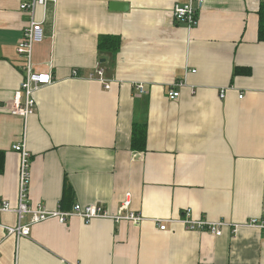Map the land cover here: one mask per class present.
Segmentation results:
<instances>
[{"label": "crops", "instance_id": "obj_1", "mask_svg": "<svg viewBox=\"0 0 264 264\" xmlns=\"http://www.w3.org/2000/svg\"><path fill=\"white\" fill-rule=\"evenodd\" d=\"M22 1L0 0V202H19L12 145L24 134L30 205L93 204L142 220L50 218L16 238L4 228L17 224L16 214L0 211V264H264V234L245 224L264 213L261 0H203L191 27L172 14L188 0L37 5L43 39L33 44L31 63L52 82L35 92L26 119L6 110L23 78L16 46L29 14ZM103 35L119 37L115 52L98 49ZM97 65L108 89L88 77ZM172 87L175 99L167 96ZM136 124L145 127L143 149L131 146ZM186 209L191 218L230 225L220 236L189 230L181 222ZM156 219L172 222L161 230ZM29 222L27 214L22 223Z\"/></svg>", "mask_w": 264, "mask_h": 264}, {"label": "built area", "instance_id": "obj_2", "mask_svg": "<svg viewBox=\"0 0 264 264\" xmlns=\"http://www.w3.org/2000/svg\"><path fill=\"white\" fill-rule=\"evenodd\" d=\"M58 0H24L20 3L19 8L29 14V20L23 27L22 37L19 40L16 51L22 58L21 68L23 70V78L14 91L11 102L6 105V110L14 116H19L26 119L35 112V92L42 86L48 85L52 82V77L48 72H37L33 69L31 63L32 46L35 43L41 42L43 39L42 21L34 19V9L37 5L46 7L48 4L56 3ZM203 0H188L184 3H175L172 9L174 20L186 23L188 27L194 26L197 22V8L200 7ZM197 4V5H196ZM73 76H78L77 71H72ZM89 78H96L101 82L105 89L110 87V80L105 77V70L102 66L97 65L95 71L88 75ZM182 85V82L175 83L176 88ZM174 87L167 92L169 99H175L179 96V91ZM134 88L138 93H145V86L142 83H135ZM221 98L224 97V91L221 90ZM241 97V95H239ZM12 149L19 154V202L15 208L11 207L8 202H0V211L14 212L17 216V224L15 226H4L7 235H14L16 238L28 236L30 233L31 224L41 222L50 218L56 219L60 223H65L73 216L81 218L88 222L94 218L113 217L115 220L125 219L132 223L139 224L142 220L140 214L128 212L125 214L119 213L117 215H110L102 206L99 205H80L74 203L72 208L68 210H49L42 205L32 206L28 200V182H29V166L31 154L28 151L24 134L19 142L12 145ZM128 201L122 205L126 208ZM186 215L181 219V222L189 230L205 231L220 236L225 227L230 224L225 221H208L204 218L189 217L190 210L186 209ZM30 215L29 223H22L25 215ZM161 230L166 228V222H172L170 219H156ZM248 226L260 229L264 234V213L258 218H249L246 223Z\"/></svg>", "mask_w": 264, "mask_h": 264}, {"label": "trees", "instance_id": "obj_3", "mask_svg": "<svg viewBox=\"0 0 264 264\" xmlns=\"http://www.w3.org/2000/svg\"><path fill=\"white\" fill-rule=\"evenodd\" d=\"M258 39L264 41V0L260 1L259 9ZM119 37L103 35L98 39L97 47L100 51L115 52L119 48ZM145 127L143 124L134 125L131 146L138 149L144 148ZM4 153L0 151V172L3 169Z\"/></svg>", "mask_w": 264, "mask_h": 264}, {"label": "water", "instance_id": "obj_4", "mask_svg": "<svg viewBox=\"0 0 264 264\" xmlns=\"http://www.w3.org/2000/svg\"><path fill=\"white\" fill-rule=\"evenodd\" d=\"M126 7V4L125 3H122V2H111L110 3V8L111 9H114V10H116V9H122L123 10V8H125Z\"/></svg>", "mask_w": 264, "mask_h": 264}]
</instances>
